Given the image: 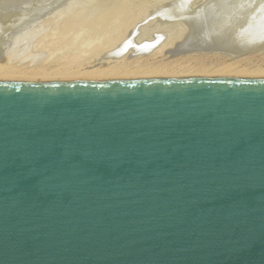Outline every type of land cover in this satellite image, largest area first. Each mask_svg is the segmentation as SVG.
<instances>
[{
	"label": "water",
	"instance_id": "95a60500",
	"mask_svg": "<svg viewBox=\"0 0 264 264\" xmlns=\"http://www.w3.org/2000/svg\"><path fill=\"white\" fill-rule=\"evenodd\" d=\"M0 264H264V79L0 83Z\"/></svg>",
	"mask_w": 264,
	"mask_h": 264
},
{
	"label": "bare ground",
	"instance_id": "6f19581e",
	"mask_svg": "<svg viewBox=\"0 0 264 264\" xmlns=\"http://www.w3.org/2000/svg\"><path fill=\"white\" fill-rule=\"evenodd\" d=\"M66 1L74 6L81 0H75L76 3L74 0H11L0 3V83L264 79V69L251 70L249 67L254 59L262 57L261 53H264V0H164L154 8L148 2L151 5L148 7L147 3L146 8L153 9L131 26L129 15L137 7L140 8L144 0H103L96 6V16L87 22L80 23V18H75L77 22L69 16L70 27L62 37L70 38L71 34L79 31L97 32L93 33L97 35L94 42L84 41V47L82 44V51L88 57L86 62L72 69L10 64L8 60L22 35H27L32 27L36 28V24L62 8ZM77 7H74V12ZM33 32L29 31L31 38L35 35ZM27 42L24 41L25 44ZM167 54L174 58L166 59Z\"/></svg>",
	"mask_w": 264,
	"mask_h": 264
},
{
	"label": "rangeland",
	"instance_id": "374dc122",
	"mask_svg": "<svg viewBox=\"0 0 264 264\" xmlns=\"http://www.w3.org/2000/svg\"><path fill=\"white\" fill-rule=\"evenodd\" d=\"M6 1L8 2L11 0H6ZM6 1L0 0V3H4ZM68 1H70V0H68ZM102 1L103 0H84V1L81 0L80 2H78V3L82 2L81 4H79L80 5L79 6V5H77L78 3H76L77 1L74 0L73 2L76 3L75 5H77L78 7L75 5L73 6V4H71V2L70 3L67 1L64 2L66 4L68 3L67 6H66V4L63 5V7L66 6V8L60 7L62 9L60 11H59L60 8H58L56 11H54V13L56 12L55 13L56 15L54 13H52V15H49L50 18L46 17L47 19H44L43 21H41L40 23L35 25L36 28L32 27L29 30L32 32L34 30L33 33H35V35L32 33V35H34L33 38H31L32 37L30 34L31 32L29 33V31H28V34H30V36L26 33L27 35L24 36V37L28 36L27 39H25L26 42H27L28 38L30 37L29 38L30 40H28V42H27L28 44L24 43L25 40L23 39L24 37L22 35V39H20L21 43L19 42L16 47L20 48V50L24 51V52H20V50L16 48V50H14L13 54H12L14 58L11 55L10 56L11 58H9L11 62L9 60H8V62L10 64H13L16 66L18 65L20 67H27V66L30 67L32 65L31 67L49 66L51 68L61 67L64 69H72L71 67H76L77 65L81 64L82 62H86L88 57L82 51V49H83L82 44L84 47L85 46L84 41L86 43L94 42L96 40V36H97V35H93V33L95 31H93V32L79 31L77 33L71 34L70 38L66 39V38H62V37H63V34L68 29V27H70V25H69L70 18H71V20L75 19V18L76 19L80 18V20L78 19L80 21V23H83V21L87 22V21L91 20L92 18H94L96 16L95 15V11H97L96 6L98 7V4L102 3ZM129 1H131V0H128V2ZM163 1L164 0H149V1H146V3H145V0H144L145 4L143 3L142 5H145V6L141 5L140 8L137 7L129 15V17H130L129 26L135 24L136 20L142 19L147 14L148 11L150 12L151 9L154 8V5L161 4V2H163ZM148 2H150L152 5ZM69 4L71 5V7L73 6V8H69L70 7ZM146 4H147V6L151 5L153 8H150V9L146 8ZM74 7L78 8V9L75 8V12H74ZM148 7H150V6H148ZM67 8H69V10ZM144 8H146V9H144ZM64 9H67V10H64ZM81 10L83 13L81 12ZM57 11H59V12H57ZM61 11L63 12V14L61 13ZM68 12H69V14L72 12V14L69 15ZM76 12L78 13L79 16L77 15ZM57 13H58V16H57ZM64 13H65V15H64ZM73 13H74V15H77V17L76 16L74 17ZM61 14L63 16H61ZM66 14L68 15V17L66 16ZM69 16H70V18H69ZM72 16L74 18H72ZM64 17H65L66 21L63 20ZM109 20H111V19H109ZM79 21H77V22H79ZM139 21L140 20H138V22ZM55 24L59 25V26H56ZM61 32H63V33H61ZM56 33H57V36H56ZM95 33H97V32H95ZM90 34H91V36H90ZM22 41H23V43H22ZM98 45L99 44H97V46ZM25 46H27V48H25ZM22 48H23V50H22ZM24 48L27 49L28 51L27 50L25 51ZM18 51L20 53L17 54ZM14 52H15V55H14ZM26 52H27V54L24 55L23 53H26ZM20 54L22 55L21 57L15 58L18 55L20 56ZM261 55H263V56L258 57L252 61V63L249 66V67H251L250 68L251 70L264 69V53H261ZM27 56L29 57L28 59H27ZM12 58L14 60H12ZM20 58L23 60H19ZM101 58H102V55H101ZM101 58L99 57L98 59H101ZM103 58H104V56H103ZM165 58L166 59H168V58L173 59L174 57H169V54H167V56ZM165 58L163 59L164 61H165ZM15 60H17V61H15ZM25 60H27V61H25ZM12 61H15V62H12ZM101 62H103V61H101ZM61 82H67V81H61Z\"/></svg>",
	"mask_w": 264,
	"mask_h": 264
}]
</instances>
